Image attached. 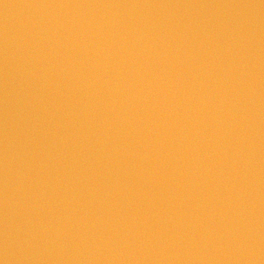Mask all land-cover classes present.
I'll return each instance as SVG.
<instances>
[{"label":"water","instance_id":"obj_1","mask_svg":"<svg viewBox=\"0 0 264 264\" xmlns=\"http://www.w3.org/2000/svg\"><path fill=\"white\" fill-rule=\"evenodd\" d=\"M0 264H264V0H0Z\"/></svg>","mask_w":264,"mask_h":264}]
</instances>
